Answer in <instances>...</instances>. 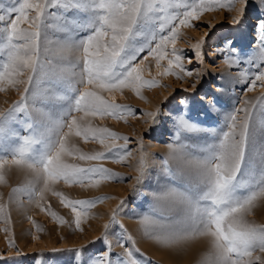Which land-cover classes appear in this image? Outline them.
<instances>
[{
  "label": "snow or ice",
  "instance_id": "6c2138e0",
  "mask_svg": "<svg viewBox=\"0 0 264 264\" xmlns=\"http://www.w3.org/2000/svg\"><path fill=\"white\" fill-rule=\"evenodd\" d=\"M261 2L264 4V0ZM235 3L242 5L237 10L239 16L234 18V23L239 24L247 0H228L227 4L218 0H11L10 6L0 4V92L8 88L20 92L19 100L0 112V183L5 180L6 167L27 170L35 177V181L12 189L10 201L20 192L30 201L33 196L42 199L44 191H52L50 186L60 180L92 186L101 181H122L104 167L65 163V156L77 155L68 146L67 138L74 134L86 142L89 138L101 144L111 141L105 145L106 152L79 153L78 158L126 164L132 156L127 137L107 128L82 125L81 120L90 115L119 118L131 112L106 101L103 92L129 88L139 96L142 88L158 86L155 79L145 80L140 64L135 63L145 51L148 55L144 59H154L157 68L168 59L161 75H176L173 68L178 67L191 76L175 48L180 27L194 26L191 21L199 19L203 12L218 7L231 10ZM257 37L256 60L248 63H255L258 71L248 91L256 87L257 81L264 85V21L257 27ZM170 43L171 52L167 50ZM202 45L203 40L193 45L197 57ZM234 52L235 49L221 53L229 68L240 63L239 55H232ZM243 75L242 82L247 84L249 73ZM244 104L226 115L219 130L201 128L184 115L176 117L173 142L160 160L154 187L147 191L149 211L138 221L142 236L159 248L180 252L198 240H207L208 250L199 264H253V253H264V225L247 219L264 204V118L257 115H264V96ZM33 112L43 120H34ZM74 112L84 116L77 118ZM145 115L156 123V113ZM14 124L27 135L13 129ZM117 141L123 143L118 145ZM137 152L136 176L131 185L135 194L151 177L143 139ZM41 180L43 189L37 192L35 183ZM53 194L72 209L78 229L87 210L107 199L72 201L60 193ZM36 203L39 207V200ZM124 204L122 200L112 210L98 238L105 247L86 261L78 260V264H150L136 255L139 249L124 244L123 255L112 256L108 230ZM4 210L0 206V213ZM41 210L56 218L50 209ZM125 239L132 245L136 243L131 236ZM82 255L81 250L76 251L78 258Z\"/></svg>",
  "mask_w": 264,
  "mask_h": 264
},
{
  "label": "rangeland",
  "instance_id": "374dc122",
  "mask_svg": "<svg viewBox=\"0 0 264 264\" xmlns=\"http://www.w3.org/2000/svg\"><path fill=\"white\" fill-rule=\"evenodd\" d=\"M218 2L227 4L228 0ZM10 3L11 0H0V4L4 6H10ZM241 6L240 3H235L231 10L218 7L216 10L203 12L199 19L191 21L194 26L180 27L175 48L182 54L183 59L180 63L185 70L191 71V76L185 75L178 67L173 68L176 75H161L164 68H167L168 59L162 60L160 62L162 67L157 68L154 59L151 57L144 59L148 55L145 51L135 63L140 64L142 77L145 80L155 79L158 86L142 88L139 96L129 88L123 91L103 92L101 95L106 101L130 109L131 112L122 113L119 118L90 115L81 120L82 125L107 128L119 136L127 137L129 140L127 147L131 150L132 156L126 164L114 163L111 159L83 161L78 158L79 153L106 152L105 145H110L111 141L101 144L99 140L89 138L86 142L74 134L67 138L68 146L74 148L77 155L65 156L63 158L65 163L85 168L104 167L122 177V181H101L97 186H92L87 182L65 184L60 180L50 186L52 191H44L42 199L33 196L30 201L28 195L20 192L14 194L10 201L12 189L35 181V177L27 170L6 167L5 180L0 183V206L5 208L0 213V264H78V260L86 261L89 255L98 253L105 247L98 238L104 232V225L109 223L112 210L122 200L125 204L118 213L116 223L108 230L112 256H122L124 248L121 244H124L139 249L136 255L150 264L181 263L179 257L176 262H168L164 258L163 249L142 236L138 221L149 211L151 201L147 191L154 187L160 160L166 156L168 145L173 142L174 123L178 115H184L206 130H219L224 126L228 113L244 107L246 100L255 102L258 97L264 96V85L259 81L252 91L247 90L258 71L255 63L249 64L248 61L251 59L255 62L258 53V39L254 33L257 26L254 25V21H264V4L261 0H247L243 18L236 24L234 18L239 16L237 10ZM21 27L27 28V24H22ZM228 38L234 42L226 44ZM201 40H203L201 55L197 57L193 45ZM172 47L170 43L167 50L171 52ZM232 49L236 50L232 53L233 56L239 55L240 63L239 66L229 68L221 53L231 52ZM245 72L249 73L247 84L242 82ZM193 85L196 87L193 88ZM19 87L22 91L23 85ZM80 87L83 90V86ZM19 97L20 92L13 88L0 92V112L7 110L19 100ZM181 101L187 103L182 104ZM52 111L55 114L56 108L53 107ZM146 113H156V123H153L152 117L145 115ZM32 115L34 120H43L39 113L33 112ZM73 115L77 118L84 116L83 113L75 112ZM257 115L258 118H264L259 112ZM12 127L21 135H27L20 125L14 124ZM64 131L67 132L68 129L65 127ZM141 139L151 177L140 186V193L135 194L131 192V185L136 176L134 166ZM116 143L119 145L123 141ZM35 188L37 192L43 189L42 180L35 183ZM54 192L72 201H94L104 197L107 199L87 210V215L81 217L78 229L72 209L65 207ZM41 208L50 209L56 214V218ZM247 219L257 225H264V204L256 207L254 214ZM120 225H123V228ZM127 236L135 240V245L125 239ZM199 241L202 247L198 246ZM203 242L208 246L207 240H198L193 245H188L189 248L192 247L194 251L192 254L197 259L196 263L191 264H199L202 254L208 250ZM198 247L202 252L196 251ZM77 250L82 251V257L76 256ZM256 257H260V260H256ZM251 259L253 264H264V253L256 250Z\"/></svg>",
  "mask_w": 264,
  "mask_h": 264
},
{
  "label": "bare ground",
  "instance_id": "6f19581e",
  "mask_svg": "<svg viewBox=\"0 0 264 264\" xmlns=\"http://www.w3.org/2000/svg\"><path fill=\"white\" fill-rule=\"evenodd\" d=\"M261 22V20H256V21H254V25H256L257 27H258V25H259V23ZM254 33H255V35H256V37H257V28L254 30ZM257 39H258V37H257ZM229 41H231V42H234L232 39H230V38H228V40H226L225 41V43L227 44H229ZM237 45H238V43H237ZM257 45H258V41H257ZM209 100V99H208ZM260 216V215H259ZM258 216V217H259ZM251 218V217H250ZM134 228H136V226L134 227ZM133 228V229H134ZM135 230V229H134ZM137 230V229H136ZM136 231H134L133 233H135ZM135 235H136V233H135ZM138 238V237H137ZM140 242V241H139ZM142 243V242H141ZM199 243H200V241H199ZM198 244V243H197ZM202 243H200L198 246H200V247H202V245H201ZM203 244H205L204 242H203ZM191 245H193V243L191 244ZM194 246H196V245H194ZM205 247L207 246L206 244L204 245ZM208 247V246H207ZM153 248V247H152ZM192 249V247H190L189 248V246H186L185 247V249L184 250H182V251H180V252H168V251H165V250H162L163 251V253H165V255H164V258L166 259V260H168V262H176L177 261V257H179L180 259H181V263L180 264H191V263H196V256H193L194 254H192V253H194V251H193V249ZM195 249V248H194ZM197 249V248H196ZM201 249V248H200ZM199 249V247H198V249L196 250L197 252H198V250H200ZM159 251V250H158ZM201 252H202V250H200ZM199 251V252H200ZM182 253V254H181ZM201 255V253H199L198 254V256H200ZM197 256V257H198ZM194 257V258H193ZM200 259V258H199ZM199 261V260H198ZM197 261V262H198Z\"/></svg>",
  "mask_w": 264,
  "mask_h": 264
}]
</instances>
